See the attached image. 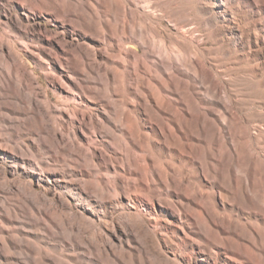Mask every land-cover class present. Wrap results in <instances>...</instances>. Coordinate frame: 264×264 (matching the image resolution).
<instances>
[{"label": "rangeland", "instance_id": "374dc122", "mask_svg": "<svg viewBox=\"0 0 264 264\" xmlns=\"http://www.w3.org/2000/svg\"><path fill=\"white\" fill-rule=\"evenodd\" d=\"M0 264H264V0H0Z\"/></svg>", "mask_w": 264, "mask_h": 264}, {"label": "bare ground", "instance_id": "6f19581e", "mask_svg": "<svg viewBox=\"0 0 264 264\" xmlns=\"http://www.w3.org/2000/svg\"><path fill=\"white\" fill-rule=\"evenodd\" d=\"M157 52L161 55V56H164L165 58H170L171 57V54L169 53V51L163 47H159ZM178 59V58H176Z\"/></svg>", "mask_w": 264, "mask_h": 264}]
</instances>
